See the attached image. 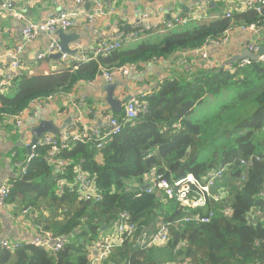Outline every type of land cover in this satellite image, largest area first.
<instances>
[{
	"label": "trees",
	"instance_id": "1",
	"mask_svg": "<svg viewBox=\"0 0 264 264\" xmlns=\"http://www.w3.org/2000/svg\"><path fill=\"white\" fill-rule=\"evenodd\" d=\"M234 25L264 26V8L236 10L228 18L214 3L200 19L165 33L136 28L139 44L126 40L111 53L94 54L91 61L59 72L21 73L13 87L0 93V126L25 133L19 126L20 120L26 123L25 112L51 103L56 95H68L108 70L138 69L176 53L203 50L226 39ZM134 98L143 112L132 121L124 120V111L91 110L94 119L123 122L119 135L102 128L84 143L56 136L60 151L55 160L67 162V168L50 163V146L38 148L33 161L19 154L25 157L16 160L19 177L4 183L11 191L7 205L33 214L38 236L62 238L64 246L53 252L22 243L14 251L1 250L0 264H264V60L208 66L190 79H166L152 93ZM72 106L82 110L85 104ZM21 167L28 169L26 175ZM78 168L89 176L98 201L81 199L80 189L71 187ZM224 168L220 191H213L222 195L220 200L211 196L203 208L185 209L156 188L148 193L159 177L172 184L189 175L203 180ZM60 181L66 182L63 190ZM124 212L135 231L103 260L91 259L97 242L114 231L113 223ZM211 213L209 223L183 221ZM165 226L167 240L153 244Z\"/></svg>",
	"mask_w": 264,
	"mask_h": 264
},
{
	"label": "crops",
	"instance_id": "2",
	"mask_svg": "<svg viewBox=\"0 0 264 264\" xmlns=\"http://www.w3.org/2000/svg\"><path fill=\"white\" fill-rule=\"evenodd\" d=\"M10 1H13L15 11L24 18L10 17L0 13V58L5 56L6 59L0 62V73L6 74V67L12 61L9 55L18 52L17 56L23 57L20 61L24 66L22 73L30 75H46L49 72L63 71L81 60L88 62L94 56L95 50L105 42L131 38L136 28L147 27V24L149 28L157 30L158 25L169 20L171 16L175 14L194 16L201 5L207 4L205 0H164L158 4L148 3L145 0H100L104 7L102 14L96 15L91 21L82 15L78 16L73 27L67 31L76 34L80 40L70 46L72 50L77 51V54L69 55L67 60L61 59L62 64L65 65L61 66L56 63L58 61L51 60L49 57L50 60L38 59V54L50 49L57 37L54 34H42L34 42L28 43L22 35L24 25L29 22L40 23L61 11H77L81 7L76 6L75 0ZM241 1L215 0L214 3H218L225 14L236 10L244 11ZM84 9L92 13L95 8L87 6ZM144 15L148 18L144 19ZM136 39L128 40V43L134 44ZM262 40L264 41V38L261 39L251 31H244L241 26L234 25L225 45H210L200 51L176 53L170 58L144 65L127 75H116L112 82H107L100 76L92 83L77 85L68 95H56L55 99L51 103H46L45 106H36L32 111L31 109L26 111L24 117H27V120L24 127H28L25 133L30 137L21 132L17 135L9 128L0 126V187L5 182L19 177L16 160L20 159V153H24L25 157L29 155L28 139H34L32 130L37 128L42 121H54L58 127L67 126L69 128L74 119L81 115L85 126L101 127V116L96 119L92 118V109L94 114L105 111L115 114L105 101L107 93L104 86L106 84L118 83L115 96L121 100L129 96H146L166 79H190L208 66L228 67L229 65H226L228 61L242 57L251 45L263 46ZM205 54L208 59L203 57ZM75 101L84 102V109H74L72 103ZM73 114L72 123L68 126ZM12 121L10 118L9 125H12ZM29 213H21L20 210L9 205L0 211V240L7 239L11 242L25 244L34 240L38 232L32 220L35 216ZM113 235L112 229L105 237L113 238ZM98 256L99 254L94 250L91 259L94 260Z\"/></svg>",
	"mask_w": 264,
	"mask_h": 264
},
{
	"label": "built area",
	"instance_id": "3",
	"mask_svg": "<svg viewBox=\"0 0 264 264\" xmlns=\"http://www.w3.org/2000/svg\"><path fill=\"white\" fill-rule=\"evenodd\" d=\"M148 3H162L164 0H145ZM76 6H80L81 9L77 11H61L60 13L53 15L48 18L46 21L40 23L29 22L24 25L22 35L24 39L28 43L34 42L40 35L42 34H51L55 33L57 30H69L73 27L74 21L78 16H84L88 20H93L96 15L102 14L103 4L100 0H75ZM215 0H207V4L201 5L194 14V16L184 17L180 14H175L169 21H164L163 24L158 28L161 32H166L170 29H173L177 26H185L192 20L200 19L203 16V13L207 10L208 5L210 3H214ZM241 3L246 10H253L260 12L262 8H264V0H242ZM90 6V8H95L92 13H88L85 11V7ZM0 13H4L9 15L10 17H16L23 19V15L17 13L15 11V6L13 1L10 0H0ZM231 13H227V17L229 18ZM144 19H147L148 16L144 15ZM145 31H149L151 28L143 27ZM244 31H251L254 35L264 38V26L252 25L250 27H242ZM137 37V34L131 36V38H127V40H131ZM228 42V36L221 42H215L211 45H225ZM121 43L123 41H115V42H105L101 46H99L95 50V55L107 54L111 53L120 48ZM205 49V48H204ZM20 50V48H19ZM260 50L259 44H254L249 47V51L257 54ZM54 52L53 46L49 49V51L41 54L38 59L43 60L48 58L50 53ZM17 53L10 54L9 57L12 60L6 67V74L0 73V93L5 92L9 88L13 87L15 83V79L22 73L24 68L23 63L19 61ZM205 59L207 55L203 56ZM66 60V56H64ZM1 60H6L5 56L0 58ZM264 60V56L260 57V61ZM251 63L250 59H245L240 62V66L249 65ZM136 67L125 66L116 70H108L103 73V78L107 82H112L116 75H127L131 71H136ZM42 107V105H40ZM125 119L128 121L135 120L140 113L143 112L142 104L134 97L128 102L124 104L123 108ZM104 119V118H103ZM102 119L101 127H91L85 126L82 122L81 115L76 117L73 121L72 126L64 133L60 134V139L67 140L72 138L74 142L84 143L86 140L91 139L92 137L97 138L99 131L102 128L108 130L109 135H119L123 130V122H120L118 119L106 117L104 120ZM19 126L23 127V123L20 120ZM27 135L26 133H23ZM30 137V135H28ZM28 146L31 149V154L29 155V159L33 161L36 158V151L40 147L50 146L52 151L50 152V163L57 164L58 168L63 169L67 168L70 165L63 161H57L56 156L59 153L60 149H58L56 145V136L53 135H45L43 138L39 139L35 144H33L32 139H28ZM102 146V143H99V147ZM21 174L26 175L28 169L26 167H21ZM226 169H220L213 171L211 174L206 175L205 179L199 180L192 175L187 176L184 179L176 180L173 184L169 183L165 180H160V177L156 180H152L151 187L148 189V193H152L156 188L159 191L163 192L165 196H168L170 199L176 200L183 208L185 209H199L203 208L208 204V198L213 196V191L217 189V183L222 180L224 177ZM78 177V178H77ZM76 180L71 184V187L74 186L80 189V197L87 202L92 201L93 199L99 200V196L97 194V190L93 187V183L89 181V176L84 173L81 168H78L76 171ZM61 189L66 186L65 181H60ZM220 191V190H218ZM71 192H74V189L71 188ZM10 188L7 184H3L0 187V211L5 209L7 206V200L10 196ZM222 196V195H221ZM221 196H213V198L220 200ZM213 217V213L206 216H198L195 217L188 216L183 219L184 222H201V223H209ZM130 215L128 213H121L119 216V220L114 222V237H102L96 244V251L99 254V257L96 258V261H101L107 256L111 254V251L117 246L121 245L125 242L126 235H131L135 229L130 225ZM169 228L165 226L162 230L154 237L152 240L153 244H160L167 240ZM128 236V237H129ZM29 244L42 247L47 250H51L53 252H59L62 250L64 246V240L61 238L54 239L51 235H47L44 237L37 236L34 240H32ZM23 246L22 243L19 242H11L7 239L0 240V251L1 250H10L14 251ZM173 264V263H168Z\"/></svg>",
	"mask_w": 264,
	"mask_h": 264
},
{
	"label": "water",
	"instance_id": "4",
	"mask_svg": "<svg viewBox=\"0 0 264 264\" xmlns=\"http://www.w3.org/2000/svg\"><path fill=\"white\" fill-rule=\"evenodd\" d=\"M207 1V0H205ZM90 8V6H88ZM211 7H214V4H211ZM69 30H57L54 34L57 37L56 41H53V49L54 52H51L49 55V58L54 61H59L62 59V57L66 56L68 59L70 56L76 55L77 51L72 50L70 48L71 44L77 43L80 40V37H78L76 34L68 33ZM49 51V49L47 50ZM46 51V52H47ZM44 53V52H43ZM42 52L38 54V57L43 54ZM70 55V56H69ZM264 56V45L260 47V50L257 54H254L250 52L249 50H246L242 57L234 58L226 63V65H233L235 63H238L244 59H250L252 61H259L260 57ZM19 61L23 59V57H18ZM66 59V60H67ZM118 87V83H108L104 86V90L107 93L106 96V103L110 106V109L119 114L122 112L123 109V103H126L132 99L131 96L128 98H125L124 100H121L115 96V90ZM68 122V126L72 123V118ZM67 129V126L58 127L54 121H42L37 128L32 130V133L34 135L33 144H35L39 139L43 138L45 134H50L53 136H57L61 134L62 132H65ZM28 154H30V147H27ZM147 186L143 187V190H145ZM107 228L105 227L103 231H106Z\"/></svg>",
	"mask_w": 264,
	"mask_h": 264
},
{
	"label": "clouds",
	"instance_id": "5",
	"mask_svg": "<svg viewBox=\"0 0 264 264\" xmlns=\"http://www.w3.org/2000/svg\"><path fill=\"white\" fill-rule=\"evenodd\" d=\"M206 2H207V1H206ZM211 4H214V3H210L209 5H211ZM182 16H183V15H182ZM172 17H173V16H171V18H172ZM184 17H186V16H184ZM171 18H170V19H171ZM170 19H169V20H170ZM169 20H165V21H169ZM146 26H148V24H147ZM160 26H161V25H158V28H159ZM158 28H156L157 30L150 29L149 31H151V30H154V31H160ZM160 32H161V31H160ZM161 33H165V32H161ZM126 40H127V38H126ZM126 40H121V41L125 42ZM101 45H102V44H101ZM101 45H100V46H101ZM260 47H261V46H260ZM203 50H204V49H203ZM94 54H95V53H94ZM62 59L65 60L64 57H62ZM91 60H92V58H91L89 61H91ZM244 60H245V59H244ZM89 61H88V62H89ZM242 61H243V60H242ZM251 61H252V60H251ZM240 62H241V61H240ZM240 62H238V63H240ZM229 66H230V65H229ZM71 126H72V125H71ZM71 126H70V127H71ZM67 130H68V129H66V131H67ZM66 131H65V132H66ZM62 133H64V132H62ZM62 133H61V134H62ZM45 135H50V134H45ZM45 135H44V136H45ZM59 135H60V134H59ZM44 136H43V137H44ZM32 141H33V140H32ZM30 154H31V149H30ZM30 154H29V155H30Z\"/></svg>",
	"mask_w": 264,
	"mask_h": 264
},
{
	"label": "rangeland",
	"instance_id": "6",
	"mask_svg": "<svg viewBox=\"0 0 264 264\" xmlns=\"http://www.w3.org/2000/svg\"><path fill=\"white\" fill-rule=\"evenodd\" d=\"M140 42H142V40L141 39H137V40H135L134 41V44H139ZM47 60H50L49 58H47ZM56 63H58L59 65H61V66H65L64 64H62V61L60 60V61H58V62H56ZM24 126H25V124H24ZM25 129H28V127L26 128L25 127ZM27 135H29V134H27ZM78 178V177H77ZM76 178V179H77ZM114 224V223H113Z\"/></svg>",
	"mask_w": 264,
	"mask_h": 264
}]
</instances>
